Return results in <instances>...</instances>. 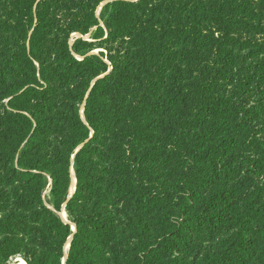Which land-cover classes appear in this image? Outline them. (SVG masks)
I'll return each instance as SVG.
<instances>
[{"label": "trees", "instance_id": "16d2710c", "mask_svg": "<svg viewBox=\"0 0 264 264\" xmlns=\"http://www.w3.org/2000/svg\"><path fill=\"white\" fill-rule=\"evenodd\" d=\"M106 1L0 0V176L34 209L19 229L34 246L27 263L61 264L72 236L65 264H264V0H114L110 72L98 56L75 58L91 44L68 43L103 32ZM57 91L65 108L53 112ZM91 132L111 157L104 187L91 176ZM45 133L60 139L51 160ZM72 156L74 234L57 216ZM44 173L52 209L41 203ZM109 197L112 217L95 208ZM198 236L217 251L202 252ZM15 252L0 240V264Z\"/></svg>", "mask_w": 264, "mask_h": 264}, {"label": "rangeland", "instance_id": "374dc122", "mask_svg": "<svg viewBox=\"0 0 264 264\" xmlns=\"http://www.w3.org/2000/svg\"><path fill=\"white\" fill-rule=\"evenodd\" d=\"M113 1L114 0H107L106 2L98 6V8L96 9V16L99 20V26L103 29V32L101 34L97 32L96 28H93L92 30H90L88 34L84 36H81L79 34H74L70 36L68 42L70 48L76 40H82L84 42H87L88 44H91L89 51H84L83 53L81 52L80 54H74L76 59L82 60L83 57L85 56L95 55L100 57L104 62H106L107 65H109L105 56L107 55L108 48L112 47L114 44L111 41H108L107 39V31L105 29L104 22L108 16V12L105 9V7L106 5L110 4ZM110 71H111V67L109 65L108 72ZM44 85H46V87L48 86L46 83ZM59 94L60 92L57 91L56 95L53 94L50 95V104L56 106L55 109H53V112H56L60 109L64 110L65 108L63 102L59 97ZM7 102L8 100L2 101V103L4 104H6ZM74 108L78 111L80 118L84 121V114H83L84 104L74 105ZM256 110L258 114V122L259 124H261V127L264 130V109L257 108ZM37 111L38 108H34V112L36 113ZM7 118H8L7 112H2L0 110V121L4 124L7 121ZM43 138L46 140V144H48L50 147L44 145L41 149V154L43 157H47L48 158L47 160H51L50 156L53 154L56 148H59L60 139L58 137H53L48 133H45ZM85 143L88 144L89 157L94 163V169L91 170V176L92 175L100 176L102 178V183L100 185L104 187L105 185L103 184H107L106 182L108 180V173L106 171L109 163L111 162V157L104 152L106 146L105 140L102 138V135L97 134L95 136V134L91 132V134L89 135V139ZM83 145L79 146L77 150L79 148H82ZM25 146L26 144L23 143L18 148L17 154L22 149H24ZM149 146H151V144L145 143L143 145L136 147V151L140 152L141 150L148 148ZM4 153L9 154V149L0 146V155ZM70 162H71L70 187L68 189L66 201L61 206V210L57 213V216L60 218V220L63 223L70 225L71 231L74 234L76 231L75 225L69 220L68 215L66 214L65 211L67 202L76 193V178L72 168L73 156L71 157ZM4 177L5 176L3 175L0 176V224H2L0 225V240L3 239L9 240L12 244L16 246V252L9 257V259L5 262V264H28L27 260L31 256L29 250L32 249L34 246L28 240V237L30 236L29 233L25 231H27L31 223H33L32 218L34 214V209L30 210L29 208L24 207L23 202L20 201V196L21 194H25V192L23 190H19L17 185L11 187L4 185L3 183ZM44 177L46 179V187L41 196V203L43 206L52 209L50 202L51 179L49 175L45 173H44ZM107 202L108 204L106 206L98 205V207L95 208L99 210L104 209L107 215L112 217L117 209V206L115 204V201L112 200L111 197L108 198ZM86 208L89 209L90 205L88 204ZM62 214H64L65 220L61 218ZM19 229H23L25 231H21ZM71 240H72V236L67 240V242L62 247L64 258L61 264H65V259L67 257ZM196 242L200 246L202 252H207L208 250H211L212 252L217 251V247L213 239H209L205 236H198L196 237ZM107 257L108 255L105 254L104 259H107ZM108 264H112V263L109 262Z\"/></svg>", "mask_w": 264, "mask_h": 264}, {"label": "bare ground", "instance_id": "6f19581e", "mask_svg": "<svg viewBox=\"0 0 264 264\" xmlns=\"http://www.w3.org/2000/svg\"><path fill=\"white\" fill-rule=\"evenodd\" d=\"M61 218H63V220H65V216H64V214H62V217Z\"/></svg>", "mask_w": 264, "mask_h": 264}, {"label": "water", "instance_id": "95a60500", "mask_svg": "<svg viewBox=\"0 0 264 264\" xmlns=\"http://www.w3.org/2000/svg\"><path fill=\"white\" fill-rule=\"evenodd\" d=\"M79 149H80V148H79ZM79 149H78V150H79ZM78 150H77V151H78Z\"/></svg>", "mask_w": 264, "mask_h": 264}]
</instances>
